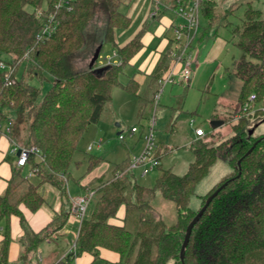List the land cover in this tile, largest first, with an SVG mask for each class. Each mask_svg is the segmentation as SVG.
I'll return each mask as SVG.
<instances>
[{
	"label": "trees",
	"instance_id": "16d2710c",
	"mask_svg": "<svg viewBox=\"0 0 264 264\" xmlns=\"http://www.w3.org/2000/svg\"><path fill=\"white\" fill-rule=\"evenodd\" d=\"M57 1L0 0V54L8 61L13 60L14 76L18 75L15 83L5 84L0 71V122L11 121L8 133L11 139L24 129L25 145L39 149L29 155L25 165L12 167L7 187L0 194V227L4 225L0 264H10L13 215L18 216L24 231L20 240L25 255L38 249L65 224L73 208L68 182L73 178L71 167L75 163V153L89 125L100 120L114 87L121 86L136 95L142 112L148 105H153L158 78L172 60L170 51H167L152 76L151 96L140 95L139 81L131 76L123 83L121 76L142 49L147 25L125 45L119 46L115 41L116 30L128 28L132 21L121 10L123 0H72L70 10H57L54 7ZM190 1L184 0V3ZM216 2H200L201 16L206 22L204 31L214 27L219 17ZM44 3L56 13L59 24L49 39L37 41L41 19L36 16L35 8ZM166 10L162 9L158 17ZM262 13L252 1H248L243 24L235 30L239 34L235 44L251 57L242 58L236 64L235 75L242 80L237 100L239 105L251 94L256 95L257 104L264 105ZM98 14L105 16V24L94 21ZM101 41V51L105 43H112L121 62L110 65L102 74H97L93 68L80 67L79 62L93 53ZM24 61H27L25 64L32 61L28 70L31 77L37 76L41 80L47 74L52 77L42 96L39 87L19 75ZM10 112L16 114L14 120ZM263 113L258 110L243 115L231 124L233 134L218 143L211 141L207 134L194 139L190 143L194 159L183 175L172 168H162L154 186L141 184L131 170L104 180L103 185L94 191L91 212L81 220L75 247L58 264H73L75 258L84 252L91 253L95 260L101 259L102 247L120 254L117 262L105 260V264H165L169 259L183 264L180 252L190 222L225 181L228 184L213 198L194 225L184 250V262L264 264V133L254 135L246 130L248 119ZM254 144L253 150L246 154ZM220 158L228 159L232 173L217 182L202 196L200 207L193 209L190 200L197 184ZM100 162V157L91 155L87 170H92ZM129 164L130 158H127L117 163L114 169L123 170ZM26 170L34 176L31 177ZM45 183L60 190L69 210L62 213L64 218L60 222L57 223L60 217L57 216L45 228L35 232L21 205L37 211L45 202L40 191ZM158 190L175 202L177 219L173 224H167L162 212L154 205ZM121 206L125 207L123 223L111 222ZM53 224L56 226L50 230Z\"/></svg>",
	"mask_w": 264,
	"mask_h": 264
},
{
	"label": "rangeland",
	"instance_id": "374dc122",
	"mask_svg": "<svg viewBox=\"0 0 264 264\" xmlns=\"http://www.w3.org/2000/svg\"><path fill=\"white\" fill-rule=\"evenodd\" d=\"M216 1V10L219 14V17L215 20V26H217L207 30L205 38L200 44L201 56H199V62L201 67L196 80L185 82L182 81L179 76H176L173 83H168L165 86L164 93L160 97L156 110H154V105H148L142 112L140 111L139 98L136 95L131 94L121 86H115L111 100L105 103L100 121L90 124L80 140V150L76 152V159L83 158V149L90 144H93L94 147L89 152L102 156L106 159L108 164H115L120 160L123 161L127 159V148L130 152L129 156L139 153L144 147L143 130L150 126L155 117L156 140L161 145L162 150H164V155L161 160L162 165L161 167H156L154 170H150L146 176L141 175L142 170L140 168H136L133 171L141 184L145 186H154L162 168H172L174 172L179 175H183L187 172L190 163L194 159V155L190 150V143L197 138L195 134L197 127L203 128L209 139L215 143L233 134L230 126L238 120L235 118V115L239 105L237 99L242 88V80L235 75L236 64L242 58L251 59L250 56L246 55L244 51L235 44L239 36L238 32H235V30L243 24L244 12L248 1H252L255 7L260 8L263 12L262 16L264 17V0ZM132 3L130 4L126 1L121 5V10L126 12ZM46 6H48L47 3H44L42 7ZM28 9L31 10L32 7L29 6ZM143 10L144 9L140 10L138 8L137 12L141 15L143 14ZM94 21L99 25H103L105 24V16L98 14ZM157 25V22L151 23V30H154ZM201 26L203 29L206 27V22L203 18ZM136 28L137 22L133 21L130 28L125 32L129 36ZM122 30L123 29H119L118 31L121 32ZM216 30L217 35H215ZM98 32L99 31H97V33ZM216 37L223 38L225 41L221 42V40H219V43L218 41L216 42L218 44H214ZM220 42L223 43V45L220 44ZM218 45H221L223 48L221 53L216 55V47ZM195 46H198L197 43H195ZM112 47L111 43H105L102 54L104 55L107 52H111ZM112 54L113 51L111 55ZM26 62L27 61H24L21 65L19 75L24 76L26 81L39 87L42 96L49 88L52 77L48 74L47 77L42 80L37 76L31 77L29 74L30 71L28 70H30L32 66V61L25 64ZM79 66L86 67V63L80 61ZM132 72L133 67L128 66L122 74L121 80L126 82L128 80V75ZM142 78L143 76H139V80ZM141 92L140 94H142ZM224 104H226L227 107ZM259 105H261V103ZM172 107L176 108L177 116L171 119L173 114H170ZM162 110L164 111L162 112ZM226 111L227 113L223 114ZM10 114L14 120L16 114L14 112H10ZM215 114H222L219 115V117L217 115V117L219 120L224 121V123L218 127H213L212 125V121L215 120ZM173 122L175 125L172 126ZM6 123L8 124V121L3 122V124ZM133 126L138 127L139 131L132 133L131 129ZM246 130L249 133L252 131L254 135L264 133V113L250 117L246 125ZM119 133L124 135L123 140L119 138ZM101 139L102 141L100 142ZM12 140L13 143L27 146L25 145L27 141L26 131L22 129ZM100 143L101 147H97ZM8 158L14 161L16 155L10 152L8 153ZM114 168V165L109 166L106 174L110 176L111 172H113L112 177H115L118 173H120L119 176H122L126 173L125 169L128 167L117 171ZM71 170L75 178L78 174L81 175L85 173L87 171V159H83V163L79 168H77L74 163ZM232 171L233 168L229 164L228 159H218L211 167L210 172L197 184L191 196V207L193 209H198L201 205L202 196L209 192L222 178L231 174ZM104 180H106V177H99L96 181H93V183L85 187L87 190L86 192L90 190L95 191L103 185L102 182ZM74 185V178H71L69 180V187H71L72 191ZM154 205L162 212L167 224H173L176 221L177 209L175 202L165 197L160 190L157 191ZM92 264H105V260L98 259ZM165 264L177 263L174 259H169Z\"/></svg>",
	"mask_w": 264,
	"mask_h": 264
},
{
	"label": "crops",
	"instance_id": "0c3cea01",
	"mask_svg": "<svg viewBox=\"0 0 264 264\" xmlns=\"http://www.w3.org/2000/svg\"><path fill=\"white\" fill-rule=\"evenodd\" d=\"M126 1H128L130 4L133 2L132 5L129 7V9L125 12V14L129 16L132 20L130 26L132 25V22L134 21V22H137V28L129 36L125 31L129 29L130 26L126 29H123L121 32H119L118 31L119 29H117L115 32V41L119 46H123L129 40H131L136 35V33L142 29V27L145 24L147 25V30L142 38L143 47L132 58L130 64L128 65L129 67H133V72L128 75V80L131 76H133L140 83L139 93L142 91L141 93L144 96L146 95L151 96L152 87H153L152 85H154L152 81V76L155 73L158 67V64L160 63L163 55L167 51H170L172 60L170 62L169 68L166 71H164L163 74L166 73L174 63V58H173L172 53L175 49V43H174V28L172 24L178 23L180 22V20L182 21V19L176 15L174 9L172 8V5L174 4L173 0H162L164 4H167L169 6L163 7V9H167V10L161 17H158V15L156 17H150L149 14L152 8L151 0H123V3H125ZM138 8L140 10L144 9L143 14L140 15L137 12ZM153 22H157L158 25L155 26L154 30H151V23ZM201 25H202V16H201ZM200 31H201L200 35L196 39L197 41L196 43L198 45L196 47L197 48V60L194 65L193 75L191 78V80H194V81L196 80V77L198 76V73L200 71V67H201L200 62H199V56H201V51H200L201 45L200 44L203 42L205 38V33L207 32V30L204 31L203 27L201 26ZM215 35H217V30L215 31ZM219 40H221V42L225 41V39L223 38L216 37V39L214 40V44L217 41L219 43ZM221 42L220 44L223 45V43ZM102 43L103 41H101V44L99 43L95 46L96 47L95 51L99 45H102ZM216 48H217L216 55H218V53H221L223 47L221 45H218ZM95 51L93 50V53L89 54V56L85 57V59L83 60V62L86 63L87 68H93L94 70H96V69L105 67L107 58L112 59L116 63L121 62V57L117 53L115 46H113L112 55H111L112 51L107 52L106 54L103 55L102 54L103 50H102L96 63L93 66H90L91 59ZM180 68H181V65L178 64L177 69L180 70ZM139 76H143V78L139 80ZM177 76H179V74H177ZM126 82H123V83H126ZM224 105L226 106V104ZM150 106L152 105L150 104ZM163 111L164 110H162V112ZM171 113H173L171 116V119L177 116L176 115L177 110L175 107L171 108L170 114ZM226 113L227 111L223 114H226ZM217 115L219 117V115H222V114H215L214 116L215 119H218ZM101 141L102 139L100 140V142ZM13 144H14L13 140L11 139V137L6 131L0 132V194L3 193L7 187L8 179L10 178L12 174V167L14 165H18L17 163L18 152L13 151ZM93 147H94L93 144L92 145L90 144L88 147H84L85 150L83 149V152H84L83 158L76 159V153H75L74 160H75V165L77 168H79V166L83 163V159L84 160L87 159V167H88V159L91 155L100 157L102 161L92 170L90 171L87 170L85 173H82L81 175L78 174L76 178H75V175H73L74 184H75L73 191L71 190V187H69V182H68V190H69V194L72 200H74L77 196L84 194L87 191L85 187L93 183V181H96L99 177H106V179L112 178L113 172H111L110 176L106 174L108 167L111 165L115 166L117 163L121 162L120 160L116 162L115 164H111V163L108 164L106 159L103 158L102 156H99L98 154H95L93 152H89L90 150L93 149ZM97 147H101V143L97 145ZM78 150H80V147ZM10 152L16 155V159L14 161L8 158V153ZM126 153L128 154L127 158H130L131 155L129 156L130 152L128 148H127ZM26 171H29V174L31 177L34 176L30 170H26ZM40 191L45 199V202L37 211L35 212L31 211L26 205L24 204L21 205V208L23 212L25 213V216L29 222V225L35 232H38L41 229L45 228L49 224V222L57 216H60L59 221H57V223L60 222L62 218H64L62 213L66 212V210H69L67 202L61 197L60 190L57 187L51 185L50 183H45L41 185ZM91 204L89 205V208H88L89 213L92 210ZM124 216H125V207L121 206L117 212V216L114 218H111L110 221L113 223L122 224ZM56 224H53L52 226H50L49 227L50 230L53 229L54 226H56ZM80 224H81V219L78 217V215L75 213V211L72 208V210L69 212V214L66 217L65 224L60 229H58L56 232L52 233V236L50 238L44 240L38 249L28 252L25 255L24 254L25 248L20 240L24 231L20 224L18 216L13 215L11 217L12 241L9 246L10 264H58V262L62 258H64L66 253L72 249L75 243V240L78 236ZM3 236H4V225L0 227V241L2 240ZM101 257H102L101 259L103 260L117 262L120 258V254L114 250H110V249L102 247ZM94 261H95L94 256L91 253L84 252L82 255L75 258V260L73 261V264H92Z\"/></svg>",
	"mask_w": 264,
	"mask_h": 264
},
{
	"label": "built area",
	"instance_id": "2783aa9c",
	"mask_svg": "<svg viewBox=\"0 0 264 264\" xmlns=\"http://www.w3.org/2000/svg\"><path fill=\"white\" fill-rule=\"evenodd\" d=\"M72 0H58L55 2L54 7L58 9L67 8L70 10L72 8ZM152 8L150 11V17H156L163 7L169 5L164 4L162 0H151ZM202 0H191L189 3H184V0H173L172 8L174 9L176 15L182 19L178 23H173L174 28V43L175 49L172 53L174 58V63L170 69L164 73L157 81V90L154 94V110L159 104L161 95L163 94L164 88L168 83H173L177 74H179L182 81L189 82L193 75V68L197 60V48L195 46L196 39L199 36L201 30V8L200 2ZM36 16L41 19V28L37 32V41H45L49 39L55 32L59 20L56 17L54 11L49 10V7H40L35 9ZM29 55L25 54V58ZM116 62L110 58H107L106 65H113ZM180 64V70L177 69V65ZM0 71L3 72L5 84L15 83L17 75L14 76L15 65L13 60L8 61L3 58L0 54ZM264 111V105H259L256 103V95L251 94L249 99L243 104L238 105L235 118L239 119L243 115L254 114L256 111ZM11 121L8 124H3L0 122V132L6 131L10 132ZM156 118L152 120V123L148 128L143 131L144 147L139 153L132 154L130 156V164L126 171H134L136 168H140L141 175L146 176L150 170H154L156 167L161 165L162 156L164 155V150H162L161 145L156 140ZM139 128L133 126L131 129L132 133L138 132ZM197 137L206 135L203 128L197 127L195 130ZM119 138L124 139V135L119 133ZM90 148V147H89ZM13 151L18 152V165L22 166L27 163L29 155L33 152H39L36 146H24L17 143L13 144ZM125 171V172H126ZM118 173L117 176H119ZM94 196V190H90L80 196H77L73 200V210L82 220L92 202ZM75 247V243L72 249Z\"/></svg>",
	"mask_w": 264,
	"mask_h": 264
},
{
	"label": "water",
	"instance_id": "95a60500",
	"mask_svg": "<svg viewBox=\"0 0 264 264\" xmlns=\"http://www.w3.org/2000/svg\"><path fill=\"white\" fill-rule=\"evenodd\" d=\"M101 46L102 45H99L91 59V63H90V66H93L96 61L98 60L99 58V55H100V51H101ZM109 67V65H106L105 67H102V68H99V69H96L95 72L97 74H102L104 72V70H106L107 68ZM224 121L223 120H219V119H215L212 121V125L213 127H218L219 125L223 124ZM252 133V131L250 132ZM256 144H254L248 151L246 154H249L254 146ZM240 163H241V160L238 161V164L240 166ZM228 184V181H225L223 184H221L209 197L208 199L206 200L205 204L201 207V209L197 212V214L194 216V218L192 219V221L190 222L188 228H187V231H186V234H185V238H184V241H183V244H182V247H181V252H180V256H181V260L183 262V264H185L184 262V250H185V247H186V244L189 240V237L191 235V232H192V229L194 227V225L196 224V222L199 220V218L201 217V215L204 213V211L207 209L208 205L210 204V202L213 200V198L219 193V191L225 187L226 185Z\"/></svg>",
	"mask_w": 264,
	"mask_h": 264
}]
</instances>
